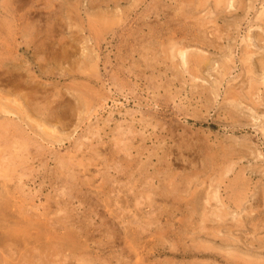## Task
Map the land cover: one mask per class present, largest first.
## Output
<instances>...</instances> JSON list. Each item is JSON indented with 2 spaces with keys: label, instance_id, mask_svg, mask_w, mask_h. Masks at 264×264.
I'll return each instance as SVG.
<instances>
[{
  "label": "rangeland",
  "instance_id": "obj_1",
  "mask_svg": "<svg viewBox=\"0 0 264 264\" xmlns=\"http://www.w3.org/2000/svg\"><path fill=\"white\" fill-rule=\"evenodd\" d=\"M0 59V264H264V0H0Z\"/></svg>",
  "mask_w": 264,
  "mask_h": 264
},
{
  "label": "bare ground",
  "instance_id": "obj_2",
  "mask_svg": "<svg viewBox=\"0 0 264 264\" xmlns=\"http://www.w3.org/2000/svg\"><path fill=\"white\" fill-rule=\"evenodd\" d=\"M199 1H200V0H199ZM220 1H221V0H220ZM199 5H200V3H199ZM187 10H188V9H187ZM188 11H190V10H188ZM202 33H203V32H202ZM202 35H203V34H202ZM210 45H211V44H210ZM177 48H178V47H177ZM177 48H176V50H177ZM181 49H182V48H181ZM178 51H179V50H178ZM186 51H187V50H186ZM186 51H183V52H186ZM178 53H180V52H178ZM178 53H177V54H178ZM181 53H182V52H181ZM182 55H184V54H182ZM180 56H181V55H180ZM185 58H186V56H185ZM183 59H184V57H183ZM183 59H182V60H183ZM0 60H1V59H0ZM182 60H181V61H182ZM202 60H203V59H202ZM10 61H11V60H10ZM10 61H9V62H10ZM185 61H186V60H185ZM189 61H190V60H189ZM7 63H8V62H7ZM11 63H13V62H10V64H11ZM4 64H6V63L4 62ZM8 65H9V64H8ZM3 66H6V65H3ZM12 66H13V65H12ZM0 67H1V66H0ZM10 68H12V67H10ZM7 69H8V67H7ZM10 70H11V69H10ZM12 70H13V69H12ZM1 71H2V70H1ZM5 72H6V71H5ZM10 73H12V71H11ZM29 74H30V73H29ZM4 75H5V74H4ZM13 75H14V74H13ZM29 76H30V75H29ZM32 76H33V75H32ZM6 77H7V76H6ZM33 78H34V77H33ZM193 78H194V76H193ZM0 79L2 80V78H0ZM4 79H5V78H4ZM7 79L9 80V78H7ZM26 79H27V78H26ZM30 79L32 80L31 77H30ZM1 80H0V81H1ZM13 80H14V79H13ZM13 80H12V81H13ZM15 80H16V79H15ZM19 81H20V80H19ZM23 81H25V79H23ZM33 81H34V79H33ZM5 82H6V81H5ZM250 82L252 83V81H250ZM253 82H255V81H253ZM14 83H15V82H14ZM16 83H17V82H16ZM19 83H20V82H19ZM22 83H23V82H22ZM22 83H20L21 86L23 85ZM25 83H26V82H24V84H25ZM29 83H30V82H29ZM36 83H37V82H36ZM17 84H18V83H17ZM30 84H34V83L31 82ZM252 84H254V83H252ZM256 84H257V83H256ZM27 86H30V85H27ZM37 86H38V85H37ZM252 86H253V85H252ZM19 87H20V86H19ZM19 87H18V89H19ZM23 87H24V86H23ZM35 87H36V86H35ZM35 87H34V88H35ZM28 89H29V88H28ZM16 90H17V88H16ZM16 90H15V91H16ZM32 91H33V90H32ZM32 91H30V92H32ZM16 92H18V90H17ZM30 92H29V93H30ZM252 93H253V92H252ZM252 93H251V94H252ZM17 94H19V92H18ZM27 94H28V93H27ZM30 94H31V93H30ZM24 95H25V94H24ZM24 95H23V96H24ZM17 96H18V95H17ZM19 96H20V95H19ZM21 96H22V95H21ZM25 96H26V95H25ZM31 96H33V95H31ZM33 97H34V96H33ZM28 98H32V97H30V95H29ZM22 99H24V98H22ZM32 99H33V98H32ZM25 100H27V99H25ZM25 100H24V101H25ZM28 100H29V99H28ZM27 102H28V101H27ZM51 102H52V101H51ZM29 103H30V101H29ZM29 103H28V104H29ZM50 106H51V105H50ZM12 107H13V106H11L10 109H12ZM14 108H15V107H14ZM44 108H45V107H44ZM53 108H54V107H53ZM46 109H47V108H46ZM46 109H45V111H46ZM43 112H44V111H43ZM46 112H47V111H46ZM49 112H52V111H49ZM45 115H46V113H45ZM213 191H214V190H213ZM216 191H217V189H216ZM209 194H210V193H209ZM212 194H215V193H212ZM212 196H213V195H212ZM214 196H217V195L215 194ZM214 199H215V198H214ZM216 199H217V198H216ZM232 199H233V197H232ZM233 200H234V199H233ZM207 201H208V200H207ZM216 202H219V201L217 200ZM237 202H238V201H237ZM215 207H219V206H215ZM215 207H213L212 209H216ZM221 211H222V210H221ZM203 212H204V211H203ZM212 212H213V215H214V213H215L214 210H213ZM219 212H220V211H219ZM217 214H218V213H217ZM224 214H225V213H224ZM209 217H210V216H209ZM218 218H219V217H218ZM220 218H221V216H220ZM207 219H208V218H207ZM209 219H210V218H209ZM222 219H224V218H222ZM217 220H218V219H217ZM219 220H220V219H219ZM216 224H218V222H216ZM218 225H219V224H218ZM218 225H217V226H218ZM224 225H225V224H224ZM213 226L216 227L215 225H213ZM219 226H220V225H219ZM211 227H212V226H211ZM216 231H217V230H216ZM215 233H216V232H215ZM216 234H217V233H216ZM11 238H12V237H10L9 239H11ZM4 242H5V241H4ZM5 245H6V244H5ZM5 245H4V246H5ZM13 246H14V245H13ZM3 248H4V247H3ZM6 248H7V246H5V249H6ZM3 252H4V251H3ZM6 255H7V253H6ZM8 255H9V254H8Z\"/></svg>",
  "mask_w": 264,
  "mask_h": 264
}]
</instances>
